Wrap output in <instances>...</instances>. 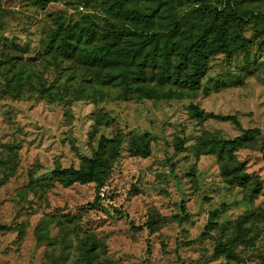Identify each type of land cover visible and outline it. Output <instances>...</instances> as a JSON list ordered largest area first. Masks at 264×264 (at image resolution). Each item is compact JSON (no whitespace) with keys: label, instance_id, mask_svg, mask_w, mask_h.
I'll use <instances>...</instances> for the list:
<instances>
[{"label":"rangeland","instance_id":"obj_1","mask_svg":"<svg viewBox=\"0 0 264 264\" xmlns=\"http://www.w3.org/2000/svg\"><path fill=\"white\" fill-rule=\"evenodd\" d=\"M231 1L255 13L238 33L237 43L248 48L235 44L229 56L211 57L197 89L161 81L160 51L148 54L145 81L127 89L123 78L111 80L117 68L46 53L60 26L90 28L99 40L103 0H62L44 9L0 0V264H86L93 245L95 264H264V0ZM198 6L180 8L186 29ZM88 43L84 37L79 52ZM138 44L130 35L123 48ZM29 76L48 91L28 86ZM219 115L235 116L239 126ZM250 129L261 135L234 154L250 185H232L208 153V137L233 140ZM121 135L98 204L96 184L65 187L54 177L58 167L79 169L102 136ZM140 136L151 142L148 158L129 153ZM216 210L215 226L203 236Z\"/></svg>","mask_w":264,"mask_h":264},{"label":"trees","instance_id":"obj_2","mask_svg":"<svg viewBox=\"0 0 264 264\" xmlns=\"http://www.w3.org/2000/svg\"><path fill=\"white\" fill-rule=\"evenodd\" d=\"M30 1L44 9L48 4L62 0ZM138 1L103 0L106 20L99 40H96L97 32L90 28L85 30L80 28V30L77 27L60 26L51 32L50 45L46 53L61 52L68 58L78 54V60L83 65L117 68L111 80L123 78L128 89L145 81L147 55L155 56L157 51H160L159 64L153 58V63H157L160 69L156 73L157 77L161 81L170 80L173 83L197 89L206 74L209 59L219 54L229 56L232 47L238 44L239 30L255 15L254 11L239 9L231 0H156L154 4L147 5H139ZM186 2L199 4L193 13V19L196 21L191 29L184 27L185 22L180 14V8ZM120 22L133 26V30L126 25L122 27ZM130 35L139 37L138 49L125 51L123 44ZM184 35L187 37L186 41L180 39ZM84 37L90 43L79 52V43ZM237 46L246 49L250 43L242 41ZM145 50H149L148 53L140 57ZM173 54L175 61L171 64ZM30 79L29 76L28 86L35 88L38 93L44 94L48 91L43 85L35 86ZM11 88L14 87L11 86ZM192 110L199 117L204 114L196 106H192ZM216 118L239 126L235 116L219 115ZM242 134V138L233 140L210 136L206 148L209 150L208 153L216 155L222 162V170L228 182L245 187L250 185V178L243 172L244 165L236 161L234 154L244 146L245 142L260 136L261 131L259 129L242 130ZM123 141V135L114 139L102 136L93 156L84 158L79 169L58 167L54 170V177L65 187L76 183L96 184L97 196L94 204H98L100 191L104 188L112 167L121 153ZM176 149L180 152L182 146L178 144ZM261 150L264 153V147ZM129 153L133 157H150L152 154L150 140L146 136L134 137L130 143ZM256 190H259V187ZM181 208L184 209V206ZM219 215L218 210L210 215L203 236L209 235ZM188 218L186 215L182 222ZM146 226L152 228L150 225ZM37 237L41 241L42 237L39 235ZM94 248L93 245L86 250V264H95L91 256Z\"/></svg>","mask_w":264,"mask_h":264}]
</instances>
